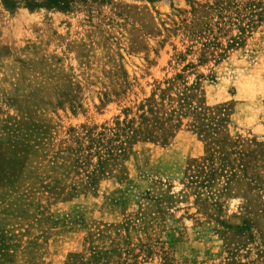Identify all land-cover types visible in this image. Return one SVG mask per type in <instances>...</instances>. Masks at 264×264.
I'll return each instance as SVG.
<instances>
[{"label": "rangeland", "instance_id": "rangeland-1", "mask_svg": "<svg viewBox=\"0 0 264 264\" xmlns=\"http://www.w3.org/2000/svg\"><path fill=\"white\" fill-rule=\"evenodd\" d=\"M0 264H264V0H0Z\"/></svg>", "mask_w": 264, "mask_h": 264}]
</instances>
